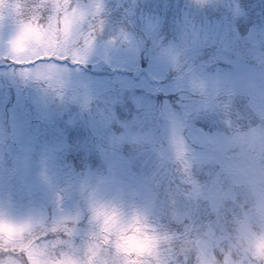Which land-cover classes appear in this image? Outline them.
Listing matches in <instances>:
<instances>
[{
  "label": "rangeland",
  "instance_id": "rangeland-1",
  "mask_svg": "<svg viewBox=\"0 0 264 264\" xmlns=\"http://www.w3.org/2000/svg\"><path fill=\"white\" fill-rule=\"evenodd\" d=\"M4 3L0 222L35 226L50 257L79 264L97 245L101 264H123L98 240L102 210L146 218L135 264H264V0H67L78 16L67 39L56 0ZM34 18L50 37L22 57L14 42ZM174 160L194 199L229 222L206 226L192 201L161 194L152 179ZM156 206L197 249L153 246Z\"/></svg>",
  "mask_w": 264,
  "mask_h": 264
},
{
  "label": "snow or ice",
  "instance_id": "snow-or-ice-1",
  "mask_svg": "<svg viewBox=\"0 0 264 264\" xmlns=\"http://www.w3.org/2000/svg\"><path fill=\"white\" fill-rule=\"evenodd\" d=\"M67 0H56V8L58 11L65 13L64 32L66 39L68 38L73 26V21L66 11ZM64 7H61V5ZM27 33L37 45L44 43L45 30L36 22L35 18L32 23L23 25L16 41L14 42L13 50L19 54L27 51L25 43H22L23 34ZM98 215H103L104 222L102 231L105 232L106 248L108 243H111L118 258H123V264H135L137 259H142L147 254V249L143 242L151 239L146 231V225L142 224L139 217H134L130 221L123 220L114 211H100ZM2 226H7L8 232L6 235L0 234V253L7 255L10 259L7 264H18L17 257L22 253L27 257L31 256L34 264H79V261L71 253H60L56 257H50L47 247H41L38 241L25 239L28 232L18 227L17 224L3 223ZM115 237V239H113ZM96 251L93 247L89 251V260L94 261L100 257L101 249L97 245ZM135 254V255H134Z\"/></svg>",
  "mask_w": 264,
  "mask_h": 264
},
{
  "label": "trees",
  "instance_id": "trees-1",
  "mask_svg": "<svg viewBox=\"0 0 264 264\" xmlns=\"http://www.w3.org/2000/svg\"><path fill=\"white\" fill-rule=\"evenodd\" d=\"M36 1H34L33 3H35ZM125 20L123 19L124 25L128 24V18L126 17V15H124ZM128 20V21H127ZM249 20V18L246 19V22ZM56 61H61L58 59H55ZM16 64L14 62H4L1 64V67L3 68H8L9 66H15ZM90 162L94 165H98L100 164V161H92L90 160ZM72 163H74V165L78 168H80L81 166H77L78 161H76L75 159L72 161ZM164 165H166V169H170L168 171H164L163 169H161L160 172L156 173V176L154 179H152L154 181V186L157 187V189H159V191L161 192L162 195H165L166 193H168L169 195L173 196V197H177L179 198V200H182L184 202L187 201H192L193 205L195 206V212L197 213V215L199 216H204L202 220H200V222L204 225L207 226V223H219L222 221H227L229 222L228 218H225V213L223 212L221 213L219 210H213L211 211L210 208L207 206V204L205 202L200 201L199 199H194L195 197L193 195H191L190 191L186 188L185 184L182 182V179H180V177L178 176L179 173H177V169L178 167V162L176 160L174 161H166L164 163ZM158 191V190H157ZM197 205L199 207H197ZM154 212V209L152 208L151 212ZM165 211H163V209L159 206L155 207V215L153 218H150V222L155 221L154 222V228L152 230H149L148 233H154L153 234V238L154 236H156V238H158V242H154L153 246H156L158 244V247H162V248H166L167 246L169 247H174V249H180V250H190V252H193L194 249H197V247H194L193 243L195 240H189L186 238H183V236L186 233V226L183 222L180 223H171L169 222V220L166 217V214H164ZM205 214V215H203ZM225 218V219H224ZM146 218L142 219V222H145ZM152 225V224H151ZM210 227L207 231V233L212 232V229L214 228L213 226H208ZM63 226L61 227H51V229H53L52 231H48L50 233H54L57 234L60 230H62ZM75 229V228H72ZM89 229H90V225H89ZM40 232L45 231V227L40 228L39 229ZM37 231V229L33 232L32 235H29L28 238H34L33 240L37 239V236L33 237V235L35 234V232ZM204 232H206V230L204 229L202 232H198L201 233L200 236H202L204 234ZM173 234H178L177 238H172V240H168L166 243L162 242L164 239H166L168 236L173 235ZM40 237L38 238H45V233L38 235ZM96 236V234L93 232L90 233L89 237H92V239H94ZM98 240L103 243V245H105V241H103V239L101 237L98 238ZM162 242V244H161ZM195 243V242H194ZM109 246V243L107 245V247ZM192 256L188 257V260H191Z\"/></svg>",
  "mask_w": 264,
  "mask_h": 264
},
{
  "label": "clouds",
  "instance_id": "clouds-1",
  "mask_svg": "<svg viewBox=\"0 0 264 264\" xmlns=\"http://www.w3.org/2000/svg\"><path fill=\"white\" fill-rule=\"evenodd\" d=\"M13 2H15V0H5L4 8L7 9L8 6H9L10 4H12ZM61 7H64V5L62 4ZM69 15H70V17H71V19H72V21H73V24L76 23L77 20H78V16H77V14H76L75 12H73V13H71V14H69ZM49 37H50V33L45 32V33H44V39H45V40H48ZM22 43H25V44H28V45H31V46H35V44H36L35 41H34V40H33V39H32L27 33L23 34V36H22ZM27 54H28V53L24 52V53H21V56L23 57V56H25V55H27ZM96 222H97V225H98V228H99V233H98L97 237L99 238V237H103V236H105V232L102 231L103 222H104V217H103V215H98V213H97V214H96ZM18 227L21 228V229L26 230L28 233H30V232H32V231H35V226L30 225V224H23V225H20V226H18ZM7 232H8V228H7V226L5 225V226H3L2 230H0V234L6 235ZM114 238H115V237H114ZM25 239H28V236H27V235L25 236ZM96 250H97L96 247L93 246V251H96ZM260 255H261V256H264V249L260 250ZM102 256H103V253L100 252V257H102ZM100 257L97 258V259L94 260V261H91V262H90V260L88 259V260L86 261V264H101Z\"/></svg>",
  "mask_w": 264,
  "mask_h": 264
},
{
  "label": "water",
  "instance_id": "water-1",
  "mask_svg": "<svg viewBox=\"0 0 264 264\" xmlns=\"http://www.w3.org/2000/svg\"><path fill=\"white\" fill-rule=\"evenodd\" d=\"M258 69L261 70L263 76H264V62L263 63H260L258 66H257ZM120 73H122L121 71H119Z\"/></svg>",
  "mask_w": 264,
  "mask_h": 264
}]
</instances>
